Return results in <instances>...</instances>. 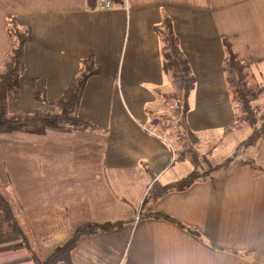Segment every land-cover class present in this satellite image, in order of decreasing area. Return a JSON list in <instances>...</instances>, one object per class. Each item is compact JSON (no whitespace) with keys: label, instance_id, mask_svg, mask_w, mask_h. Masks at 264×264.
I'll use <instances>...</instances> for the list:
<instances>
[{"label":"crops","instance_id":"1","mask_svg":"<svg viewBox=\"0 0 264 264\" xmlns=\"http://www.w3.org/2000/svg\"><path fill=\"white\" fill-rule=\"evenodd\" d=\"M9 17L32 30L14 112H54L91 53L101 73L78 108L96 128L0 134V185L24 236L0 233V264H35L31 251L46 259L77 229L118 221L121 229L80 237L72 264H264V171L243 164L264 168V137L228 168L144 205L155 184L195 170L189 156L178 160L171 139L179 137L156 118L176 106L156 27L172 20L196 78L186 125L213 146L237 123L224 39L251 69L264 68V0H124L110 10L87 0H0V68L11 50ZM164 129L167 136L157 132Z\"/></svg>","mask_w":264,"mask_h":264},{"label":"trees","instance_id":"2","mask_svg":"<svg viewBox=\"0 0 264 264\" xmlns=\"http://www.w3.org/2000/svg\"><path fill=\"white\" fill-rule=\"evenodd\" d=\"M109 1L112 2L113 6L121 7L124 5V0ZM99 2L100 0H87L89 9H98ZM7 30L11 39V50L3 63V72L0 74V134L16 131L44 134L50 129L77 131L96 128L94 124L78 116V108L88 80L101 73V69L96 65L92 53L87 59L82 60L80 70L73 76L63 97L52 104L56 108L54 112L25 114L15 111L13 117L7 115L9 109L7 99L12 98L15 101L18 97L20 78L26 68L24 62V47L32 40V30L30 28H21L14 17L8 18ZM156 32L161 38L164 71L171 88L168 99L176 103V106L170 109L169 116H157L159 120L157 122L161 124L165 123V125L169 124L168 129H171L172 133L179 137L178 140H182L185 138L183 131H189L191 133V130L186 125V116L189 111V98L196 86V78L192 73L187 58L180 49L179 39L174 33L172 20L166 17L162 25L156 27ZM224 46L226 53L224 72L234 103L237 122L249 123L253 132L240 144L239 153L237 151L234 158L228 159L224 164L215 167L209 172L200 174L195 169L179 182L166 186L155 184L148 194L144 203L145 206L154 203L160 197L172 191H184L190 188L197 181L210 177L214 171L228 168L234 159L240 156L243 150L254 144L259 138L264 137V106L262 107L258 103L252 104L251 101L256 100L257 96L249 89L247 81V75L251 67L239 59L230 40L227 38L224 39ZM35 98L38 100L41 99L39 95H36ZM12 108L14 109V106ZM182 117L184 118L185 127L183 131L177 128L182 124ZM188 156L190 157V154ZM195 161L197 160L194 159ZM243 164L264 171V168L253 160H245ZM0 189H2L1 185ZM144 217L165 220L196 234L193 231L194 229L186 227L179 220L163 212H149L144 214ZM124 225V222L118 221L81 227L76 230L72 238L65 245L57 248L50 257L44 259L31 251L32 258L35 264H72L71 253L75 249L80 237L118 230ZM3 226H8L23 236L19 222L14 217L10 202L0 191V230H3Z\"/></svg>","mask_w":264,"mask_h":264},{"label":"rangeland","instance_id":"3","mask_svg":"<svg viewBox=\"0 0 264 264\" xmlns=\"http://www.w3.org/2000/svg\"><path fill=\"white\" fill-rule=\"evenodd\" d=\"M256 67L257 68L253 67L252 69H249V73L247 75V81H248L249 89L252 91L254 95L257 96L256 100L251 101L252 104L258 103L263 107L264 106V68L263 67L260 68L259 65H257ZM2 72H3V68H0V74H2ZM7 102L9 104L7 115L9 117H13L14 111L12 106L14 104V101L12 100V98H8ZM181 123H182L180 124L181 126L177 128L183 131L185 130L183 117L181 119ZM149 127H153V126L151 125ZM156 128L159 129L160 126L158 125L156 126ZM157 132L167 136L166 133L168 132V130L165 129L163 131L157 130ZM252 132L253 131L249 123L238 121L237 124L234 126V128H232L231 130H226V132H224V136L221 135L219 139H213V143H214L213 146H209L206 144L207 138L209 137L208 134H204V133L192 134L189 133V131L186 132L183 131V134L186 135V137L183 138L182 140L171 139V141L175 147L174 151L178 160L184 158L185 154L187 156L190 154V158L192 159V167L195 168L200 174L202 173L205 174L210 170L214 169L215 167L224 164L228 159L234 158L235 153L237 151L239 153L240 144L244 142L251 135ZM245 150H243L242 153H244ZM241 154L239 158L243 157ZM194 159L197 160L194 162L195 164L197 163V167L193 163ZM0 191L7 197V200L10 201L11 203L10 206L12 208L14 217L18 219V213L15 209L16 205L13 203L14 199L12 195L7 194L6 192H4L3 189H0ZM137 213L140 214L139 211ZM9 231H14V230L12 228H9L8 226H3V230H0V233L9 232Z\"/></svg>","mask_w":264,"mask_h":264},{"label":"built area","instance_id":"4","mask_svg":"<svg viewBox=\"0 0 264 264\" xmlns=\"http://www.w3.org/2000/svg\"><path fill=\"white\" fill-rule=\"evenodd\" d=\"M113 7L114 6H113L112 2L109 0H100L99 5H98V8L105 9V10H110Z\"/></svg>","mask_w":264,"mask_h":264}]
</instances>
